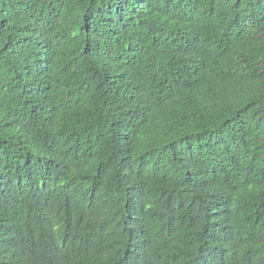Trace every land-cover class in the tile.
Segmentation results:
<instances>
[{"label": "trees", "instance_id": "trees-1", "mask_svg": "<svg viewBox=\"0 0 264 264\" xmlns=\"http://www.w3.org/2000/svg\"><path fill=\"white\" fill-rule=\"evenodd\" d=\"M0 264H264V0H0Z\"/></svg>", "mask_w": 264, "mask_h": 264}]
</instances>
